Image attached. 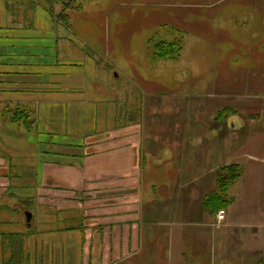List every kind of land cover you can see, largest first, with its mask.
I'll list each match as a JSON object with an SVG mask.
<instances>
[{
	"label": "rangeland",
	"instance_id": "374dc122",
	"mask_svg": "<svg viewBox=\"0 0 264 264\" xmlns=\"http://www.w3.org/2000/svg\"><path fill=\"white\" fill-rule=\"evenodd\" d=\"M206 1L0 0V264L57 263L61 248L51 237L78 212L65 205L72 194L60 195L62 208L49 207L44 174L53 176V185H64L59 180L72 172L77 177L79 164L88 170V161L103 174L106 138L120 133L126 120L169 125L211 118L244 146L236 148L232 163L244 167L256 144L264 152V136H254L251 127L264 121L256 108L264 101V51L259 61H248L252 34L239 21V50L205 44L203 38L213 35L203 34L206 20L218 10L206 14ZM229 16L224 19L231 24ZM234 53L241 61H232ZM85 108L86 122L95 110L99 121L110 119L112 130L109 122L75 134ZM88 135L97 140L90 143ZM89 179L98 184L99 178ZM94 194L92 202L104 200ZM26 212L32 213L29 222Z\"/></svg>",
	"mask_w": 264,
	"mask_h": 264
},
{
	"label": "crops",
	"instance_id": "0c3cea01",
	"mask_svg": "<svg viewBox=\"0 0 264 264\" xmlns=\"http://www.w3.org/2000/svg\"><path fill=\"white\" fill-rule=\"evenodd\" d=\"M262 1H206L202 5L206 14L218 10L206 20L203 32L217 38L206 36L205 44L216 41L218 49L226 44L227 48L232 45L233 51L239 50L242 42L235 37L239 21L250 27L252 34L248 61H259L256 56L264 51ZM245 5L247 12L242 10ZM228 13L231 24L224 19ZM233 58L241 61L236 53ZM40 99L44 106V93ZM82 101L87 100L79 101L87 107ZM263 102L256 108L264 114ZM82 112L84 115L77 117L78 128L74 126L75 134L84 136L85 130L92 133L110 123L112 130L110 119L99 121L94 110V120L86 122L90 111L85 108ZM108 115L112 116L110 111ZM254 123V136H264V121ZM231 127L235 129V124ZM127 130L132 133L124 132ZM225 130L223 123L211 118L195 124L169 125L126 120L120 125V133L111 131V138H106L105 144L109 145L100 159L108 168L103 174L91 170V161L88 170L79 164L77 177L73 172L72 177L65 174L59 180L64 185H53V176L45 173L44 193L51 199L49 207L62 208L60 195L72 194L65 205L78 212L77 217L64 220V232L51 237L59 243L58 250L61 248L56 264H258L264 258V152L257 144L249 151V159L243 160L242 178L229 189L233 203L224 209L225 219L218 224L217 215L203 204L205 196L216 188L218 169L235 162L237 156L233 153L244 147L239 141L234 143L233 137L230 141ZM125 134L129 137H123ZM88 136L90 143L97 140L94 135ZM58 165L59 170L64 169ZM89 178H99L98 184H90ZM94 193L104 195V200L92 202ZM49 260L53 262L51 256Z\"/></svg>",
	"mask_w": 264,
	"mask_h": 264
},
{
	"label": "trees",
	"instance_id": "16d2710c",
	"mask_svg": "<svg viewBox=\"0 0 264 264\" xmlns=\"http://www.w3.org/2000/svg\"><path fill=\"white\" fill-rule=\"evenodd\" d=\"M29 120L30 125L35 123L34 120L32 121V117ZM243 174L244 167L238 163L221 166L217 172L216 188L205 196L204 206L211 213H217L220 209L230 206L233 203V199L229 195V189L243 176ZM17 244H21L20 241H17L15 246ZM13 260H15V258ZM258 264H264V258L261 259Z\"/></svg>",
	"mask_w": 264,
	"mask_h": 264
},
{
	"label": "built area",
	"instance_id": "2783aa9c",
	"mask_svg": "<svg viewBox=\"0 0 264 264\" xmlns=\"http://www.w3.org/2000/svg\"><path fill=\"white\" fill-rule=\"evenodd\" d=\"M225 214H226V211L224 209H221L216 218H217V223L220 224L224 219H225Z\"/></svg>",
	"mask_w": 264,
	"mask_h": 264
},
{
	"label": "water",
	"instance_id": "95a60500",
	"mask_svg": "<svg viewBox=\"0 0 264 264\" xmlns=\"http://www.w3.org/2000/svg\"><path fill=\"white\" fill-rule=\"evenodd\" d=\"M26 216H27V220L29 222L31 220V218H32V213L31 212H26Z\"/></svg>",
	"mask_w": 264,
	"mask_h": 264
}]
</instances>
